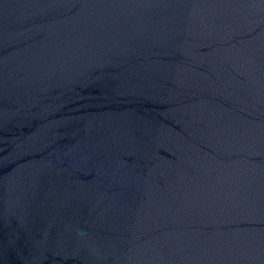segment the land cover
<instances>
[{
    "label": "water",
    "instance_id": "1",
    "mask_svg": "<svg viewBox=\"0 0 264 264\" xmlns=\"http://www.w3.org/2000/svg\"><path fill=\"white\" fill-rule=\"evenodd\" d=\"M0 264H264V0H0Z\"/></svg>",
    "mask_w": 264,
    "mask_h": 264
}]
</instances>
